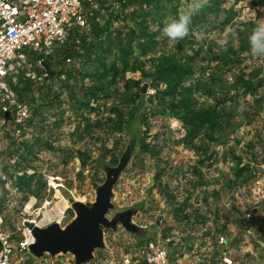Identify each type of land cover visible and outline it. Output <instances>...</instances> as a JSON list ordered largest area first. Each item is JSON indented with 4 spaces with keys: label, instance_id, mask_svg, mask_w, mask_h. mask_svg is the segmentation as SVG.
Here are the masks:
<instances>
[{
    "label": "rangeland",
    "instance_id": "rangeland-1",
    "mask_svg": "<svg viewBox=\"0 0 264 264\" xmlns=\"http://www.w3.org/2000/svg\"><path fill=\"white\" fill-rule=\"evenodd\" d=\"M190 2L179 0L178 11ZM218 2L217 11L206 13L204 22L195 20L196 27L180 41H163L162 29L174 17L166 5L161 26L158 20L148 22L150 32L161 31L153 56L173 54L182 42L185 54L194 58L197 77L213 56L230 47L237 51V30L244 29L242 24L264 20L250 12L258 0ZM110 11H115L114 19L119 16L114 30L125 24L133 27L132 20L120 18V6L102 13ZM59 56L55 53L49 57L50 68L44 62L34 63L7 83L29 114L19 122L16 109L11 110L8 121L0 116V232L8 234L16 246L27 224L33 222L38 229L57 226L65 231L80 211L95 206L106 188V220L135 212L130 217L134 230L128 232L120 225L114 230L101 228L100 240L87 256L45 253L41 257H18L16 264H124L126 259L143 264L145 246L150 242L168 251L170 264H264V57H256L251 51L231 54L230 68L221 67L223 92L230 91L219 96L225 99L222 108L227 124L221 143L205 139L212 157L200 163L204 156L200 151L196 154L176 144L184 136L181 123L158 112L150 80L138 72L127 73L126 78L140 80L146 98L122 133L111 134L106 128L86 133L83 118L104 121L114 101L92 103L90 107L96 111L83 108L81 102L75 105V99L83 98L79 88L89 80L84 79L83 84L77 80L74 85V79L66 74L48 78L46 67L54 72L62 66L54 65ZM216 63H208L211 70L203 76L204 81ZM151 66L146 61L144 71L150 72ZM241 71L246 76L257 72L255 82L261 87L255 97L232 90ZM197 99L201 104H212V100ZM129 109L124 108L125 113ZM79 152L89 156L85 166ZM234 155L256 172L247 183L238 181L229 186L227 181L234 180ZM24 173L40 176L42 184L44 176L52 175L56 181L53 188L45 185L39 197L25 200L26 194L15 187L16 177Z\"/></svg>",
    "mask_w": 264,
    "mask_h": 264
},
{
    "label": "trees",
    "instance_id": "trees-1",
    "mask_svg": "<svg viewBox=\"0 0 264 264\" xmlns=\"http://www.w3.org/2000/svg\"><path fill=\"white\" fill-rule=\"evenodd\" d=\"M96 2L98 9H95L90 16L89 31L75 30L71 33L68 41L56 52L61 57L59 56L54 65L62 66L54 72L49 70L48 76L54 79L66 74L68 79H74V85L79 82L77 80L83 84L82 81L88 79L89 84L79 88L83 98L75 99V105L81 102L80 105L90 111L97 109L90 107L94 102L110 99L114 101L104 121L83 118L84 131L91 133L92 129L106 128L111 134L122 133L127 122L133 120L138 107L146 98V95L142 93L141 81L126 78L127 73L138 72L142 77L150 80V87L155 92L154 99L158 112L163 116L175 118L181 123L184 136L176 144L183 145L196 154L200 151L204 155L200 163L210 160L212 154L206 146L205 139L208 143H221L224 137L222 131L227 124V117L222 108L225 99H220L219 96L227 95L230 91L223 92L222 74H219V71L221 67L230 68L231 54L250 52L248 36L255 24H242L244 29L237 30V51L230 47L227 52L213 56L212 60H209V64L217 63L213 72L208 74L207 81H204L202 78L208 73L207 71L211 70L210 65L207 63L201 67L196 77L194 58L185 54L182 42H178L177 52L173 54L153 56L156 53L157 39L161 31L158 29L150 32L148 22L158 20L161 26V19L166 15L163 12L166 10V5L170 6L168 12L174 15L173 19L176 18L179 13V0H96ZM162 2L164 4H161ZM172 4L175 5L172 6ZM218 4V0H207L206 6L193 17L191 29L197 25L195 20L204 22L206 13L214 14ZM113 6L122 8L120 18L125 22L132 20L133 27L125 24L123 28L113 29L114 22L119 16L114 19L115 11L102 13V10L109 11ZM126 8H131V11L124 14ZM164 40L171 41L166 37L163 38ZM207 54L212 55V51H207ZM144 57L147 60H142ZM51 59L44 61L49 68L52 66ZM67 60H70L72 64L67 66ZM146 61L152 64L151 71L148 73L144 71ZM77 64H79L78 67ZM257 77V72L246 76L241 71L232 83V90L241 91V94L245 96L255 97L261 87L260 82H255ZM73 90L71 87V93ZM197 96L212 100V104H201ZM128 107L130 109L125 113L124 108ZM215 134L217 136H214ZM26 147L30 148L28 145ZM78 155L82 166H85L89 156L81 152ZM232 158L236 160L232 170L234 180L227 181V185H233L238 181L247 183L256 171L250 164H243L240 156L234 155ZM202 185L206 186L208 183ZM44 186L41 183V177L35 178L34 174L24 173L16 177L15 187L26 194L25 200L28 196L39 197V191ZM1 207L0 200V210Z\"/></svg>",
    "mask_w": 264,
    "mask_h": 264
},
{
    "label": "built area",
    "instance_id": "built-area-1",
    "mask_svg": "<svg viewBox=\"0 0 264 264\" xmlns=\"http://www.w3.org/2000/svg\"><path fill=\"white\" fill-rule=\"evenodd\" d=\"M97 7L95 0H0V116L8 121L5 115L10 117L12 109L18 112V122L28 116L29 109L20 106L7 85L9 79L55 55L73 31L88 32ZM55 181L52 175L44 176L49 189ZM34 242L28 229L16 246L8 234L0 232V264H16L18 257L33 256L29 248ZM144 254L143 264H170L168 251L155 242L146 244ZM124 264L134 263L126 259Z\"/></svg>",
    "mask_w": 264,
    "mask_h": 264
},
{
    "label": "water",
    "instance_id": "water-1",
    "mask_svg": "<svg viewBox=\"0 0 264 264\" xmlns=\"http://www.w3.org/2000/svg\"><path fill=\"white\" fill-rule=\"evenodd\" d=\"M46 72L50 73L47 67ZM141 89L145 94V88L141 87ZM5 117L8 119V114ZM88 210L87 212L80 211L77 218L65 231H61L57 226L38 229L33 224H27V229L31 231L35 240L29 248L31 254L41 257L45 253L70 252L77 257H83L87 256L99 242L101 228L114 230L120 225L128 232L134 230L130 217L135 212H124L109 221L106 220L109 210V188L104 190L95 206Z\"/></svg>",
    "mask_w": 264,
    "mask_h": 264
},
{
    "label": "clouds",
    "instance_id": "clouds-1",
    "mask_svg": "<svg viewBox=\"0 0 264 264\" xmlns=\"http://www.w3.org/2000/svg\"><path fill=\"white\" fill-rule=\"evenodd\" d=\"M207 0H191L178 14L168 21L162 35L171 41H180L189 35L193 17L206 6ZM250 12L260 18H264V0H258L257 7ZM249 49L256 57H264V20H258L248 36Z\"/></svg>",
    "mask_w": 264,
    "mask_h": 264
},
{
    "label": "bare ground",
    "instance_id": "bare-ground-1",
    "mask_svg": "<svg viewBox=\"0 0 264 264\" xmlns=\"http://www.w3.org/2000/svg\"><path fill=\"white\" fill-rule=\"evenodd\" d=\"M31 201V200H30ZM28 209L30 208V206H29V204H28V207H27ZM32 224H34V222L32 223Z\"/></svg>",
    "mask_w": 264,
    "mask_h": 264
}]
</instances>
